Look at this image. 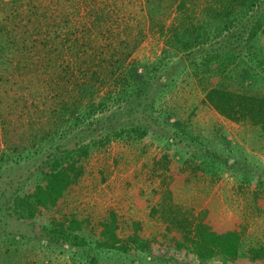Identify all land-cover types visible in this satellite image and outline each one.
Masks as SVG:
<instances>
[{"label": "trees", "instance_id": "16d2710c", "mask_svg": "<svg viewBox=\"0 0 264 264\" xmlns=\"http://www.w3.org/2000/svg\"><path fill=\"white\" fill-rule=\"evenodd\" d=\"M171 1H175V9L185 5V0ZM208 3L205 4L208 15L204 20L214 21L213 34L237 23L231 32L235 41L246 30L244 41L250 43L259 35L264 43V0H211L215 5ZM20 12L22 14L16 17L14 8L9 25L0 26L8 34L5 44L0 46V164L30 151L37 154L17 170L4 168L0 171V236L3 232L11 234L15 223L22 221L25 227L36 215L56 206L63 192L83 173V161L89 152L111 139H138L157 129L159 134L166 133L164 146L167 149L179 143L189 154L178 162L182 169L192 168V159L202 164L213 163L215 152L199 150L194 143L195 135L183 130L180 123L169 122L167 113L158 104V96L167 80L163 73L154 76V72L171 56L164 60L160 57L157 63L147 64L138 71L134 61L124 66L120 64L129 53L128 42L118 40L113 46L106 41L99 47L91 38L69 39L67 35L64 40L55 41L51 34L56 26L51 25V16L46 11L25 6ZM99 18L107 16L99 11V15L93 16L90 27H79L80 34L89 32ZM74 31L69 29L70 33ZM167 31L161 50L169 55L178 53L179 58L188 60L196 69L195 74L218 76L234 58L207 49L199 56V61H195L193 47L208 37L199 23L180 20L171 24ZM103 50L109 55L119 53L114 58L101 56ZM115 68L119 70L114 71ZM95 81L108 85L101 94L92 87ZM201 100L219 115L235 122L246 120L257 125L264 134V91L248 93L229 89L218 81L204 89ZM45 115L54 116L51 127L44 126L48 122ZM177 129L182 136L176 133ZM162 155L163 159L171 161L168 153ZM255 184L254 195L256 187H262L264 180L259 179ZM163 192L157 201V211L165 229L170 231L167 237L140 236L136 220L132 222V229L120 237L114 213L110 211L108 217L97 223L98 236L92 246L128 258L123 264H132L141 258L147 264H201L194 262L196 258L264 264V244L240 250L242 226L237 219H231L226 226L209 219L207 210L192 214L171 201L167 187ZM78 227L75 218L60 223L54 221L49 228L42 223V231L37 235L49 241L65 242L76 249L86 244L83 236L74 231ZM176 251V256L171 255ZM89 252H85L86 262L94 264L96 255ZM107 258L103 259L109 260Z\"/></svg>", "mask_w": 264, "mask_h": 264}, {"label": "rangeland", "instance_id": "374dc122", "mask_svg": "<svg viewBox=\"0 0 264 264\" xmlns=\"http://www.w3.org/2000/svg\"><path fill=\"white\" fill-rule=\"evenodd\" d=\"M206 2L215 5L211 0H185L184 7L175 9V1L171 0H0V26L9 25L14 8L18 17L25 6H36L39 11H46L51 16L49 22L56 26L51 34L55 41L64 40L67 35L69 39L91 38L92 43L99 47L106 41L113 46L118 40L128 42L129 53L120 63L122 66L134 61L137 70L141 71L147 64L157 63L160 57L164 60L171 56L154 72V76L163 73L167 80L158 96V104L167 113L169 122L176 121L183 130L195 135L194 143L199 150L215 152L212 164H202L192 159V168L184 170L178 162L189 154L179 143L167 149L164 146L166 133L159 134L157 129L138 139L114 138L103 146L93 148L83 161V173L75 184L63 192L56 206L36 215L26 228L19 221L10 229L11 234L3 232L5 236H0V264H87L85 252L88 250H91L89 254L93 252L96 255L94 264H123L128 258L92 246L98 236L97 223L112 211L120 237L132 229L134 220L139 221L140 236L167 237L170 231L165 229L157 211V201L164 194L165 187L169 189L171 201L192 214L207 210L209 219L225 223L226 226L231 219H237L242 226L240 250L250 245L264 244V184L260 189L256 187L257 194H253L255 183L259 179L264 180V134L257 125L246 120L235 122L219 115L201 100L204 89L218 81L229 89L263 92L264 43L259 35L250 43L244 41L246 30L235 41L231 32L237 23L213 34L214 21L207 23L204 20L208 15L205 13ZM18 3L22 5L17 6ZM99 11L107 18L97 19L91 30L81 35L79 27H90L93 16L99 15ZM63 17L67 19L65 22ZM180 20L199 23L202 32L204 30L208 34L202 43L193 47L195 61H199V56L207 49L224 56H234L220 71L221 74L210 77L195 74L196 69L188 60L179 58L178 53L174 55L171 52L169 55L161 50L165 46L168 27ZM69 29L75 31L70 33ZM2 30L0 28V46L1 43L5 44L8 37ZM133 41L137 42L132 47ZM102 52L101 56L113 58L119 53L116 51L114 55H109L107 51ZM120 56L123 57V54ZM103 62L101 67L106 60ZM117 70L119 68L114 69ZM107 86L105 82L97 81L92 85L99 94ZM46 117L48 122L44 126L47 124L51 127L55 122L54 116ZM160 122L163 123L162 117ZM175 131L182 136L179 129ZM42 143L46 145V142ZM163 153H168L171 161L163 159ZM36 154L30 151L1 161L0 171H4V168L17 170L32 161ZM69 218L78 220L79 227L74 231L83 236L85 245L71 249L65 242L38 238L37 232L42 231L40 224L45 223L49 228L54 221L60 223ZM177 254V251L171 253L174 256ZM102 257H109V260ZM120 259L124 260L121 262ZM194 262L247 264L216 258L207 261L196 258ZM132 264L147 263L141 258Z\"/></svg>", "mask_w": 264, "mask_h": 264}]
</instances>
